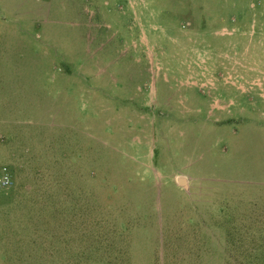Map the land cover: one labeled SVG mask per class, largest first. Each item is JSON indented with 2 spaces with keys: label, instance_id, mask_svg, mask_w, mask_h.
<instances>
[{
  "label": "rangeland",
  "instance_id": "obj_1",
  "mask_svg": "<svg viewBox=\"0 0 264 264\" xmlns=\"http://www.w3.org/2000/svg\"><path fill=\"white\" fill-rule=\"evenodd\" d=\"M3 173L0 264H264V0H0Z\"/></svg>",
  "mask_w": 264,
  "mask_h": 264
},
{
  "label": "built area",
  "instance_id": "obj_2",
  "mask_svg": "<svg viewBox=\"0 0 264 264\" xmlns=\"http://www.w3.org/2000/svg\"><path fill=\"white\" fill-rule=\"evenodd\" d=\"M10 185L9 176L5 173L0 178V188H6Z\"/></svg>",
  "mask_w": 264,
  "mask_h": 264
},
{
  "label": "water",
  "instance_id": "obj_3",
  "mask_svg": "<svg viewBox=\"0 0 264 264\" xmlns=\"http://www.w3.org/2000/svg\"><path fill=\"white\" fill-rule=\"evenodd\" d=\"M177 182H178V184H180V186H183V184H184L182 179L177 180Z\"/></svg>",
  "mask_w": 264,
  "mask_h": 264
},
{
  "label": "crops",
  "instance_id": "obj_4",
  "mask_svg": "<svg viewBox=\"0 0 264 264\" xmlns=\"http://www.w3.org/2000/svg\"><path fill=\"white\" fill-rule=\"evenodd\" d=\"M182 179V178H181ZM177 180H179V179H177ZM183 180V182L185 183V180L184 179H182Z\"/></svg>",
  "mask_w": 264,
  "mask_h": 264
}]
</instances>
